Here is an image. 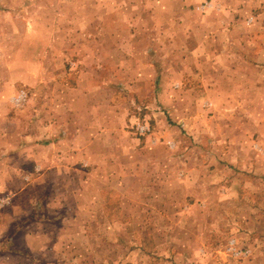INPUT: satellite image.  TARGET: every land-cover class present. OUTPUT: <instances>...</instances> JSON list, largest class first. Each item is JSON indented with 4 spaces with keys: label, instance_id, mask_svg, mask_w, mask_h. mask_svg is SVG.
Wrapping results in <instances>:
<instances>
[{
    "label": "rangeland",
    "instance_id": "rangeland-1",
    "mask_svg": "<svg viewBox=\"0 0 264 264\" xmlns=\"http://www.w3.org/2000/svg\"><path fill=\"white\" fill-rule=\"evenodd\" d=\"M71 102L78 206L24 256L42 229L0 216V264H264V0H0V133Z\"/></svg>",
    "mask_w": 264,
    "mask_h": 264
},
{
    "label": "crops",
    "instance_id": "crops-1",
    "mask_svg": "<svg viewBox=\"0 0 264 264\" xmlns=\"http://www.w3.org/2000/svg\"><path fill=\"white\" fill-rule=\"evenodd\" d=\"M4 94L6 93L4 92ZM71 100H73L72 97ZM73 108V102L61 106L60 113H66V115H61L60 118L55 120L57 125L55 133L52 132L54 133L52 136L47 135L49 128L47 121L45 122L42 118L40 119V117L38 118V121L34 122L37 123L38 128H40L39 139L27 140V137H30L31 133L29 130L28 132L23 131L26 134L23 133V136H18V142L15 146L14 138L9 135L7 130L4 134L0 133V142H2L0 144V192L13 190V184L10 186L9 184L14 182L18 183V181H21L22 185L15 190L24 194L32 192L30 197L26 200L17 204L14 203L11 207L12 209L1 208L0 216L12 213L13 216L17 217V220L20 221V223L23 220L24 224L27 221H32L39 225L38 229H42L34 231L32 234H27L25 232L23 235L22 232L20 237H22V240L24 241L22 243L23 248L18 253H15L16 255L24 256L28 253V248H31V246L25 244V241L29 239H37L40 245L43 243L44 246H49L46 245V239H48L52 234L49 235L47 233L48 229L46 227L50 224L56 225L58 222L60 224L61 222H66L67 220L65 218H67V208L78 206L77 188L73 189L70 185L71 183L67 182L65 179V177H79V173L81 171L78 165V150L80 142L78 135H80V133L75 128L74 118L72 116V112H74ZM29 120L31 121V118H29ZM10 121L13 120L12 118L10 120L8 115L6 122ZM43 126H45V128ZM83 134L85 139L89 137L85 131ZM24 135L27 137H24ZM55 143H59L60 146L56 147ZM32 144L38 145L34 150H38L39 155L34 156L31 160L29 152L34 150L31 151V148L27 147H31ZM17 146L18 149L25 151V157L31 163L30 167H32V173H30V171H25L26 169H24V164H22V169L15 168L14 162L18 158L15 156V153L16 151H19L16 148ZM44 146H46L45 150ZM49 147H56L58 149L55 154L56 158H53L51 155L47 156L48 154H41V151H46ZM58 158L62 160L57 161ZM34 165L38 166L40 169L39 172L35 171ZM24 178L27 180L24 181ZM27 181L29 183H27ZM30 184H33V186H29ZM14 208L19 209L17 212H13ZM13 219L14 217L11 218L10 222L4 220V224L0 225V246H4L2 250L7 255L13 254L10 250L12 245H10L9 241L13 239ZM52 238H56V235L52 236Z\"/></svg>",
    "mask_w": 264,
    "mask_h": 264
},
{
    "label": "built area",
    "instance_id": "built-area-1",
    "mask_svg": "<svg viewBox=\"0 0 264 264\" xmlns=\"http://www.w3.org/2000/svg\"><path fill=\"white\" fill-rule=\"evenodd\" d=\"M137 129H138L141 133H143V132L145 133V131L147 130V127H146V126H143V125H142V126L140 125V126L137 127ZM0 202L2 203L3 200H0Z\"/></svg>",
    "mask_w": 264,
    "mask_h": 264
}]
</instances>
